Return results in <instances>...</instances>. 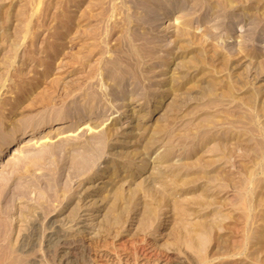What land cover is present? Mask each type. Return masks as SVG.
Here are the masks:
<instances>
[{
    "label": "rangeland",
    "instance_id": "rangeland-1",
    "mask_svg": "<svg viewBox=\"0 0 264 264\" xmlns=\"http://www.w3.org/2000/svg\"><path fill=\"white\" fill-rule=\"evenodd\" d=\"M50 115L1 161L0 264H264V0H0V145ZM85 140L119 181L73 223Z\"/></svg>",
    "mask_w": 264,
    "mask_h": 264
},
{
    "label": "bare ground",
    "instance_id": "bare-ground-1",
    "mask_svg": "<svg viewBox=\"0 0 264 264\" xmlns=\"http://www.w3.org/2000/svg\"><path fill=\"white\" fill-rule=\"evenodd\" d=\"M39 1V0H38ZM38 4V3H37ZM38 6V5H37ZM36 10V9H35ZM105 69V68H104ZM103 69V72L105 71V73L107 72L106 70H104ZM105 75H108L107 73L105 74ZM2 86L4 87L5 85H4V83L2 84ZM6 87V86H5ZM9 91V90H8ZM93 92V91H92ZM89 93V94H86V98H87V100H91V99H93V98H97V96L98 95H94L93 93ZM96 93H98L97 91H96ZM5 94V93H4ZM103 95V94H102ZM131 102V101H130ZM140 105V104H139ZM127 107V106H126ZM158 107V106H157ZM156 107V108H157ZM134 108V107H133ZM132 108V109H133ZM88 109V108H87ZM163 110V109H162ZM89 111L90 112H92V109L91 108H89ZM131 111H133V110H131ZM134 115H135V120L137 121L138 120V122H136V125H138V124H140V125H138L136 128H138V129H142V128H144L145 126H144V122H142L143 121V118L144 119H146V121H147V119L148 118H146V117H144L145 115H147V113L145 114H138V113H134ZM150 115V114H149ZM60 116V115H59ZM128 115H127V113H123V115H122V117H120L119 119L117 118V119H115V122L113 123L114 124V126H112V127H106L105 129H100L101 130V132L104 134V136L106 137L107 136V134L109 133V132H111V135H113L114 133H116V132H119V126L118 127H115V123H117V122H119L123 117H127ZM76 117H77V115H76ZM130 117H132V116H130ZM157 117H159V118H161V119H165V118H167L168 117V113H167V111H165V110H163L162 112H160V114L157 116ZM57 118H60V119H57ZM62 118H65V117H63V116H61V117H58L57 115L55 116H52V115H50V116H48V119L46 118V120L44 121L45 123L43 124V125H40L39 126V122H36V123H32V124H29V129L28 130H23V127H19V126H17V125H15V124H13L8 130H7V136L4 138V140L1 142V145H0V165H1V161H3L6 157H7V155H8V153L11 151V150H15L16 149V151H17V148H16V145L19 143V142H21L22 140H24V139H26V136L27 135H32V134H34V133H37V131H38V128L40 127V129L41 128H44V127H49V126H51V125H54V124H58V126H57V129L59 130V132L58 133H60L62 130H61V128H63V127H67L68 125L67 124H60V123H64V121H61L62 120ZM74 118V117H73ZM160 119V120H161ZM91 120V122H90V125H91V127L90 128H96L98 125H100L99 123H93V119H90ZM75 121V120H74ZM127 124H129V123H127ZM145 125H147V124H145ZM128 126V125H127ZM126 126V127H127ZM145 129H146V127H145ZM130 132V131H129ZM51 133V132H50ZM58 133H56V134H58ZM62 133V132H61ZM124 133V132H123ZM140 133L138 132V135H139ZM47 135H49L48 133H47ZM77 139V138H76ZM86 141L87 140H85V143H83L84 145V148L83 149H85V151H83V152H76V153H73L72 155H71V157H69V160H67V163H69V165H68V167H70V168H68L73 174H76L75 176H77V178L79 177V176H81V177H83V179H84V182L82 183V186L80 187V189L78 190V193L76 194L77 196H75L76 198L75 199H73V201H72V203L71 204H69V205H67L68 207H67V209H71V210H69V212H68V216L69 217H67V218H70V220H73L74 222L73 223H75V222H77V212H78V210L79 209H93V207H97V203H99L100 202V200H101V202H102V204H101V206H99V208L100 209H107V205H108V201H109V197L111 196V194H112V192L113 191H115V189L118 187V184H116L117 183V181H119V178H114L113 179V182H110V183H108L106 180L105 181H101V183H105V185H104V187H103V191L102 192H97L99 189L101 190L102 188V186H98L97 184L95 185V184H93V178H96V179H98V178H101V177H104L102 174H99L100 172L98 171H95V170H93L92 169V162H93V158H92V156H93V149L91 150L92 151V153H89L90 151L87 149V148H92V146L91 145H89L88 144V142L86 143ZM125 141V140H124ZM136 141H137V144H139L140 146H142V147H145V149H146V147L148 146L147 144H146V141H144V139L143 138H137L136 139ZM84 142V141H83ZM79 143V142H78ZM92 143V142H91ZM90 143V144H91ZM86 145H87V148H86ZM80 147H82V146H80ZM114 148V147H113ZM20 151H21V149H20ZM20 151H18V152H20ZM54 151V152H53ZM52 152H53V155H55V150H53ZM89 151V152H88ZM113 154H115L116 156H118L119 154H120V151L118 150V149H116V150H114V151H111ZM91 154H92V156H91ZM149 156V155H148ZM147 156V157H148ZM146 158V157H145ZM61 160H64V161H61V164H64L65 163V161H66V159H61ZM109 161V160H108ZM59 163L58 162H56V161H54L53 162V167L50 169V171L52 170V173L54 174V181H53V183L52 184H55L56 186L58 185L59 186V184H57L58 183V175H57V173L58 172H60V170L58 169L59 168V166H60V164L58 165ZM154 165V164H153ZM153 165H151V166H153ZM112 166L113 165H111V170H112ZM114 168V170H112V172H111V174H113V172L115 171V166H113ZM104 168L106 169V170H108L107 168H108V166H104ZM154 168V170L156 169L155 168V166H153L152 167V169ZM109 170H110V168H109ZM117 170V169H116ZM121 170H123V169H121ZM154 170L153 171H149V172H152V174H150L151 175V177L155 180V179H157V178H159V175H157V174H155V176H153V172H154ZM124 171V170H123ZM102 172V171H101ZM104 172V171H103ZM117 172V171H116ZM148 172V173H149ZM156 172V171H155ZM71 173V175H72V177H73V174ZM70 175V176H71ZM99 175H102V176H99ZM117 176H119V175H117ZM117 176H115V177H117ZM120 176H121V174H120ZM107 177V176H106ZM71 178V177H70ZM148 178V177H147ZM152 178H151V180H152ZM149 180V179H148ZM153 181V180H152ZM88 182H92V183H90L89 185H87V183ZM54 185V187H56ZM57 186V187H58ZM56 187V188H57ZM98 193V194H97ZM97 196V198L96 197H94V196ZM94 197V198H93ZM100 202V203H101ZM67 214V213H66ZM92 214V213H91ZM94 214V213H93ZM95 215V214H94ZM80 218V217H79ZM69 220V219H68ZM80 220H82V219H80ZM50 222V221H49ZM51 223H53V221H51ZM51 223H50V225H51ZM57 223V222H56ZM64 224V223H63ZM68 224H70L69 222H68ZM54 225V224H53ZM77 225V224H76ZM71 226V225H70ZM63 227V226H62ZM69 227V226H68ZM68 227H67V229H68ZM75 227V226H74ZM83 228V227H82ZM59 229V228H58ZM62 229H64V228H62ZM66 229V230H67ZM70 229H71V227H70ZM56 230H57V228H56ZM60 230V229H59ZM66 230H65V233H66ZM88 230V229H87ZM69 231H71V233L70 234H66V235H60V236H57L56 234L57 233H50L46 238H47V241H48V243L49 244H53V243H55L57 240H63L64 242H77L78 240H77V236H76V234L74 233V231L75 230H69ZM78 231V230H77ZM62 232V231H61ZM64 233V234H65ZM95 233V232H94ZM93 233V234H94ZM59 234H61V233H59ZM80 235V234H79ZM91 235H92V233H91ZM86 236V235H85ZM27 237H28V235H27ZM38 238V237H37ZM82 238V237H81ZM31 239H32V237H31ZM22 240H25L26 241V237H23V239ZM52 241H55V242H53L52 243ZM23 243H24V241H22ZM59 243V242H58ZM77 243H79V242H77ZM57 244V243H56ZM75 244V243H74ZM50 245V246H51ZM54 245V244H53ZM69 245V244H68ZM23 246V245H22ZM48 246V245H47ZM49 247V246H48ZM55 248V247H54ZM67 249V248H66ZM61 250V249H60ZM63 255V254H62ZM179 259V258H178ZM167 260V259H166ZM149 262V261H148ZM156 263V262H155ZM174 263V262H173ZM147 264V263H146ZM158 264H160V263H158Z\"/></svg>",
    "mask_w": 264,
    "mask_h": 264
}]
</instances>
